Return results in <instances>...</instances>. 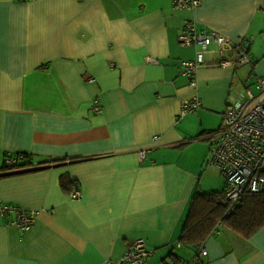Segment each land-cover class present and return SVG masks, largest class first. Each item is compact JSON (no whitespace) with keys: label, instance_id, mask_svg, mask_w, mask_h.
<instances>
[{"label":"crops","instance_id":"crops-1","mask_svg":"<svg viewBox=\"0 0 264 264\" xmlns=\"http://www.w3.org/2000/svg\"><path fill=\"white\" fill-rule=\"evenodd\" d=\"M188 20L253 60L226 65L237 49L213 44L191 89L181 61L197 46L178 39ZM257 76L264 0H0V168L27 155L22 173L0 177V201L34 213L26 230L0 216V264H106L138 238L153 250L144 264L193 257L180 242L191 197L224 185L205 168L210 136ZM195 96L201 107L180 117ZM215 228L204 264H264V229Z\"/></svg>","mask_w":264,"mask_h":264},{"label":"built area","instance_id":"built-area-1","mask_svg":"<svg viewBox=\"0 0 264 264\" xmlns=\"http://www.w3.org/2000/svg\"><path fill=\"white\" fill-rule=\"evenodd\" d=\"M172 1L174 7L186 10H194L202 3V0ZM178 39L182 45L197 46L193 59L181 61V72L188 78L191 89L197 88V71L213 44L221 51L237 49V59L224 60L223 63L226 65H244L253 60L252 56L232 39L215 31L200 30L193 20L186 21ZM255 88L256 91H252L245 87L240 98L228 105L219 128L210 136L211 144L206 164L217 169L224 178V195L228 206L226 215L239 204L245 193L255 194L264 190V76L256 77ZM200 107L201 100L198 96L183 101L179 116L183 117ZM95 109L100 110L99 107ZM141 153L144 155L145 150ZM21 159H23L21 154L15 156L7 153L4 166L13 167L19 164ZM80 196L79 190L70 192L72 199H78ZM6 212L14 214L9 223L21 230L28 229L34 222L33 212L0 201V216ZM216 229L217 227L215 231ZM152 254L153 250L147 248L145 240L138 238L119 260H109L106 264H144ZM207 254V247L201 243L193 257L178 264H204L203 259Z\"/></svg>","mask_w":264,"mask_h":264},{"label":"trees","instance_id":"trees-1","mask_svg":"<svg viewBox=\"0 0 264 264\" xmlns=\"http://www.w3.org/2000/svg\"><path fill=\"white\" fill-rule=\"evenodd\" d=\"M21 166V163L13 167L3 165L0 177L22 173ZM64 180L66 182L67 178ZM227 207L224 190L196 191L190 200L180 242L188 247H197L204 243L219 222L246 238L264 229V190L255 194L245 193L229 215H226Z\"/></svg>","mask_w":264,"mask_h":264},{"label":"rangeland","instance_id":"rangeland-1","mask_svg":"<svg viewBox=\"0 0 264 264\" xmlns=\"http://www.w3.org/2000/svg\"><path fill=\"white\" fill-rule=\"evenodd\" d=\"M236 59H237V58H236ZM253 89L256 91V88L253 87ZM222 118H223V117H222ZM220 122H221V121H220ZM219 124H221V123H219ZM218 126H219V125H218ZM218 126L215 127L214 130H215V129L217 130ZM207 158H208V157H207ZM207 158H206V160H207ZM206 160H205V162H206ZM204 164H206V163H204ZM205 168H206V169H211V167H210V166H207V164H206ZM217 171H218V170H217ZM218 175L220 176V178H221L222 182L224 183V185H223L222 188L220 187V188L215 189L216 187H214V188L211 189V190H224V187H225L224 178L222 177V175L220 174L219 171H218Z\"/></svg>","mask_w":264,"mask_h":264}]
</instances>
